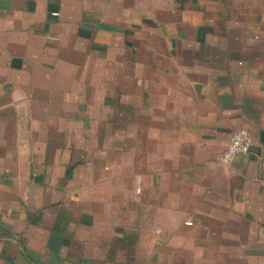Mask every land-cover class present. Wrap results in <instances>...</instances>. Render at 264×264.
<instances>
[{"label": "crops", "instance_id": "crops-1", "mask_svg": "<svg viewBox=\"0 0 264 264\" xmlns=\"http://www.w3.org/2000/svg\"><path fill=\"white\" fill-rule=\"evenodd\" d=\"M0 264H264V0H0Z\"/></svg>", "mask_w": 264, "mask_h": 264}, {"label": "built area", "instance_id": "built-area-1", "mask_svg": "<svg viewBox=\"0 0 264 264\" xmlns=\"http://www.w3.org/2000/svg\"><path fill=\"white\" fill-rule=\"evenodd\" d=\"M251 146V138L248 132L244 129L234 131L230 139L218 158V163L221 166H230L237 155L247 154ZM190 224V222H186Z\"/></svg>", "mask_w": 264, "mask_h": 264}]
</instances>
